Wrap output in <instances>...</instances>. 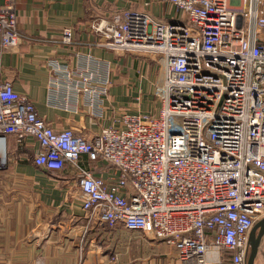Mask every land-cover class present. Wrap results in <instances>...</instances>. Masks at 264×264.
<instances>
[{
	"label": "built area",
	"instance_id": "built-area-1",
	"mask_svg": "<svg viewBox=\"0 0 264 264\" xmlns=\"http://www.w3.org/2000/svg\"><path fill=\"white\" fill-rule=\"evenodd\" d=\"M164 1L178 14L124 9L93 25L115 57L157 65V115L123 112L88 137L53 129L0 82V170L9 135L19 148L32 138L36 165L74 174L70 194L90 221L172 244L176 264H246L249 231L264 216V0ZM16 2L0 1L5 49L20 40ZM71 35L65 29L63 41ZM90 78L71 81V94L89 91Z\"/></svg>",
	"mask_w": 264,
	"mask_h": 264
},
{
	"label": "crops",
	"instance_id": "crops-1",
	"mask_svg": "<svg viewBox=\"0 0 264 264\" xmlns=\"http://www.w3.org/2000/svg\"><path fill=\"white\" fill-rule=\"evenodd\" d=\"M124 9L166 19L178 14L164 0H17L20 40L11 49L0 44V82L8 80L26 95L53 129L73 127L88 137L119 125L123 112L157 115L159 101L150 98L157 65L115 57L93 28ZM65 29L72 31L70 42L63 41ZM83 75L91 76L89 91L71 94L69 83ZM37 149L32 138L19 148L8 137L10 164L0 170V264H176L172 244L90 221L70 194L74 174L36 165ZM82 158L95 174L108 175L105 163ZM263 245L264 239L255 264H264Z\"/></svg>",
	"mask_w": 264,
	"mask_h": 264
},
{
	"label": "water",
	"instance_id": "water-1",
	"mask_svg": "<svg viewBox=\"0 0 264 264\" xmlns=\"http://www.w3.org/2000/svg\"><path fill=\"white\" fill-rule=\"evenodd\" d=\"M264 235V216L258 219L248 235V253L246 257V264H255L258 248L261 239Z\"/></svg>",
	"mask_w": 264,
	"mask_h": 264
},
{
	"label": "rangeland",
	"instance_id": "rangeland-1",
	"mask_svg": "<svg viewBox=\"0 0 264 264\" xmlns=\"http://www.w3.org/2000/svg\"><path fill=\"white\" fill-rule=\"evenodd\" d=\"M139 11H144V10H139ZM151 99H152V101H156L155 100V98H156V96L154 97L153 95H152V97H150ZM125 99H127V98H125ZM128 102V101H127ZM123 105H121V107H122ZM264 239V235H263V237H262V239H261V242H262V240ZM258 255V259L260 260V256H262V254H261V249L260 248H258V253H257ZM114 262V261H113Z\"/></svg>",
	"mask_w": 264,
	"mask_h": 264
},
{
	"label": "flooded vegetation",
	"instance_id": "flooded-vegetation-1",
	"mask_svg": "<svg viewBox=\"0 0 264 264\" xmlns=\"http://www.w3.org/2000/svg\"><path fill=\"white\" fill-rule=\"evenodd\" d=\"M247 257V256H246Z\"/></svg>",
	"mask_w": 264,
	"mask_h": 264
}]
</instances>
